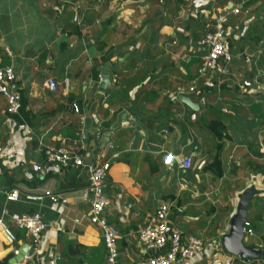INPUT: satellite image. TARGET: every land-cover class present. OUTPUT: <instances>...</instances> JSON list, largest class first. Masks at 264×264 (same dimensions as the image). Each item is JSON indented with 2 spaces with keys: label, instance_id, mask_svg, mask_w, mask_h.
<instances>
[{
  "label": "crops",
  "instance_id": "0c3cea01",
  "mask_svg": "<svg viewBox=\"0 0 264 264\" xmlns=\"http://www.w3.org/2000/svg\"><path fill=\"white\" fill-rule=\"evenodd\" d=\"M234 7L241 13L230 11L224 24L229 72L199 77L205 24ZM8 66L22 107L8 113L0 94V220L16 232L18 250L30 240L16 217L40 213L48 224L16 264H107L99 230L75 221L90 209L89 167L105 161L112 165L105 218L117 233L119 264H147L154 252L139 232L155 225L163 203L171 227L205 243L184 264H264L223 246L239 195L255 188L254 235L244 242L264 250V0H0V69ZM50 78L58 91L48 88ZM213 122L224 126L223 139ZM47 146L78 151L85 166L51 165ZM185 159L188 170L180 167ZM12 189L19 201L7 200ZM46 191L67 203L54 204ZM15 255L0 238V264Z\"/></svg>",
  "mask_w": 264,
  "mask_h": 264
},
{
  "label": "built area",
  "instance_id": "2783aa9c",
  "mask_svg": "<svg viewBox=\"0 0 264 264\" xmlns=\"http://www.w3.org/2000/svg\"><path fill=\"white\" fill-rule=\"evenodd\" d=\"M241 13L240 7L224 9L219 12L213 21L205 24V35L200 41V45L204 49L201 56V65L199 67V77H204L210 71L218 74H228L229 65L232 63L233 55L228 33L224 27L226 15L228 13ZM47 86L51 91H58L60 84L50 78ZM192 91L195 90L191 88ZM0 94L8 103V113L17 114L22 107V97L17 83L16 73L13 67L8 66L0 69ZM72 109L80 112V106L73 102ZM85 134L82 132L81 141H85ZM3 149L0 147V153ZM46 161L51 165H68L74 167H84L85 161L82 154L78 151L68 150L65 147L47 146L44 149ZM192 160L185 159L181 162L180 167L183 170L191 168ZM112 168L110 161L93 164L89 167V185L83 193V200L89 203V212L81 218L76 219V223L88 221L95 226L101 235L107 250V264H119L120 252L117 244V233L105 218L106 209L110 206L111 201L105 194L106 184ZM41 167L38 164L33 165V170L38 172ZM8 201H19L20 192L18 189H12L6 192ZM46 196L51 199L54 204H66L67 200L53 194L51 191L45 192ZM8 213V211H5ZM170 205L163 203L159 206L155 213L156 223L153 227L142 229L139 232V238L146 244L148 250L153 251V255L149 257L147 264H184L194 260L205 249L204 241L194 235H188L184 231L171 227L170 224ZM16 227L25 233L29 238V250L37 244H40L46 231L48 224L43 220L40 213L24 214L15 218ZM245 238L254 235L250 222L244 225ZM0 238L12 247V251L19 253L16 244L19 238L16 232L5 221L0 220ZM27 255V256H28Z\"/></svg>",
  "mask_w": 264,
  "mask_h": 264
},
{
  "label": "water",
  "instance_id": "95a60500",
  "mask_svg": "<svg viewBox=\"0 0 264 264\" xmlns=\"http://www.w3.org/2000/svg\"><path fill=\"white\" fill-rule=\"evenodd\" d=\"M108 66L101 69L102 81L100 87L105 89L110 79L108 76ZM180 101L188 105L191 109L199 111V106L188 97H182ZM258 191L251 188L239 195L237 211L230 221L229 232L223 237V246L225 250L245 262L251 260H264V250L254 249L244 242V225L249 221L248 211L251 200L257 195ZM29 244L26 243L20 248L19 253L10 259L9 264L22 263L28 255Z\"/></svg>",
  "mask_w": 264,
  "mask_h": 264
},
{
  "label": "trees",
  "instance_id": "16d2710c",
  "mask_svg": "<svg viewBox=\"0 0 264 264\" xmlns=\"http://www.w3.org/2000/svg\"><path fill=\"white\" fill-rule=\"evenodd\" d=\"M210 129L218 139H223L224 126L220 123L213 122L210 125ZM218 176H221V173H218ZM8 259L6 258L1 264H6Z\"/></svg>",
  "mask_w": 264,
  "mask_h": 264
}]
</instances>
